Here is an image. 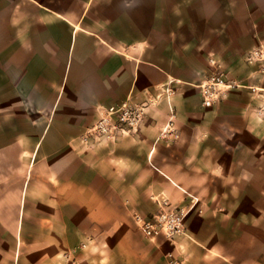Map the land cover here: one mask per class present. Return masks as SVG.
<instances>
[{
	"label": "crops",
	"instance_id": "obj_1",
	"mask_svg": "<svg viewBox=\"0 0 264 264\" xmlns=\"http://www.w3.org/2000/svg\"><path fill=\"white\" fill-rule=\"evenodd\" d=\"M214 67L238 86L204 108ZM125 101L135 133H86ZM162 200L195 204L147 239ZM67 255L264 264V0H0V264Z\"/></svg>",
	"mask_w": 264,
	"mask_h": 264
},
{
	"label": "built area",
	"instance_id": "obj_2",
	"mask_svg": "<svg viewBox=\"0 0 264 264\" xmlns=\"http://www.w3.org/2000/svg\"><path fill=\"white\" fill-rule=\"evenodd\" d=\"M252 58L261 59L262 54L254 51ZM214 68V71L207 75L199 85L201 105L204 108H212L226 96L228 90L238 86L235 81L227 80L217 67ZM144 118V106L125 101L118 106L101 109L97 120L87 129L86 133L96 139H115L121 135L135 133L143 124ZM194 204L195 202L191 204V207H174L168 201L162 200L157 202L158 212L151 218L144 219L136 215L134 220L147 239L163 236L172 240L183 234L185 218ZM64 264L77 263L73 257L67 255Z\"/></svg>",
	"mask_w": 264,
	"mask_h": 264
}]
</instances>
